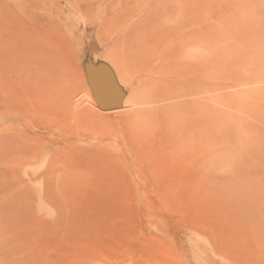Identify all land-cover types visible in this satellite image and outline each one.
I'll use <instances>...</instances> for the list:
<instances>
[{
    "label": "rangeland",
    "instance_id": "rangeland-1",
    "mask_svg": "<svg viewBox=\"0 0 264 264\" xmlns=\"http://www.w3.org/2000/svg\"><path fill=\"white\" fill-rule=\"evenodd\" d=\"M19 1L0 0V17L56 20L62 77L31 116L44 125L19 127L37 155L0 148V264H264V0H193L206 20L205 135L169 162L156 160L166 138L136 126L137 76L113 111L83 77L112 66L98 26L133 22L143 1Z\"/></svg>",
    "mask_w": 264,
    "mask_h": 264
},
{
    "label": "bare ground",
    "instance_id": "bare-ground-1",
    "mask_svg": "<svg viewBox=\"0 0 264 264\" xmlns=\"http://www.w3.org/2000/svg\"><path fill=\"white\" fill-rule=\"evenodd\" d=\"M142 1L144 5L140 12L137 11L140 14L136 20L130 22L129 17L116 22L110 17L98 26V32L105 31L110 50L107 53L112 59L109 68L117 86L123 89L133 82V74L137 76L139 86L132 102L146 108L140 111L136 126L147 136H154L151 135L154 131L159 140L161 136L163 140L166 138L168 144L162 147L156 160L169 162L172 153L181 155L187 145L203 147L207 93L206 20L202 6L193 0ZM48 17L12 12L0 17V148L14 149L12 156L19 162L37 155L27 143L34 134H22L19 127L26 124L32 125L30 130L41 128L44 124L31 116L38 110H48L60 88L62 57L56 39L59 38L58 29L56 20ZM83 69L89 94L98 106L86 68Z\"/></svg>",
    "mask_w": 264,
    "mask_h": 264
},
{
    "label": "water",
    "instance_id": "water-1",
    "mask_svg": "<svg viewBox=\"0 0 264 264\" xmlns=\"http://www.w3.org/2000/svg\"><path fill=\"white\" fill-rule=\"evenodd\" d=\"M88 83L99 109L113 111L122 108L124 93L117 86L110 68L104 64H89L86 67Z\"/></svg>",
    "mask_w": 264,
    "mask_h": 264
}]
</instances>
